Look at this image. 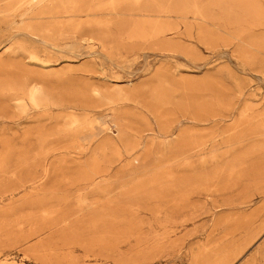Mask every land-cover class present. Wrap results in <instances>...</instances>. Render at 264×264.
<instances>
[{"label":"rangeland","instance_id":"rangeland-1","mask_svg":"<svg viewBox=\"0 0 264 264\" xmlns=\"http://www.w3.org/2000/svg\"><path fill=\"white\" fill-rule=\"evenodd\" d=\"M0 264H264V0H0Z\"/></svg>","mask_w":264,"mask_h":264}]
</instances>
